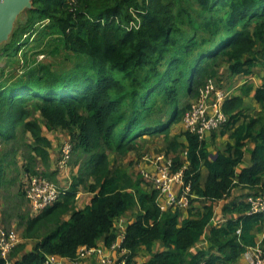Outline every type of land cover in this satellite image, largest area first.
Here are the masks:
<instances>
[{
    "label": "trees",
    "instance_id": "trees-1",
    "mask_svg": "<svg viewBox=\"0 0 264 264\" xmlns=\"http://www.w3.org/2000/svg\"><path fill=\"white\" fill-rule=\"evenodd\" d=\"M193 1L195 10L181 0L33 1L26 21L0 49V190L9 162L16 161L25 178L39 175L38 162L49 167L52 144L45 133L65 132L78 160L71 184L51 207L18 216L21 241L0 264H45L48 256L75 261L82 247H111L120 219L127 264H136L140 250L150 255L143 264H227L254 245L250 231L264 214H251L246 198L264 182V88L254 93L261 107L256 117L243 111L241 96L224 102L227 121L219 130L230 131L234 144L216 155L194 134L169 136L206 81L220 82L221 65L232 75L249 74L256 62L264 67V0ZM42 24L83 60L64 72L35 62L8 70ZM152 136L167 143L171 172L182 170L190 186L185 216L180 207L161 210L150 183L113 168L112 161L146 147ZM248 142L250 166L236 172ZM43 174L53 180L54 173ZM19 185L18 197L28 205ZM81 186L93 196L77 208ZM237 188L246 192L224 207L235 217L211 227L209 247L191 253L213 216L212 204ZM200 200L205 204L192 206ZM156 243L161 249L153 252Z\"/></svg>",
    "mask_w": 264,
    "mask_h": 264
},
{
    "label": "built area",
    "instance_id": "built-area-1",
    "mask_svg": "<svg viewBox=\"0 0 264 264\" xmlns=\"http://www.w3.org/2000/svg\"><path fill=\"white\" fill-rule=\"evenodd\" d=\"M129 27H136L134 22L129 23ZM231 98V92L222 87L215 79H209L199 89V95L194 99L189 109L186 111L182 124L186 132L196 135L200 140L213 132L219 130L227 121L223 112L224 102ZM56 162V167L63 177L69 179L68 162L72 154V147L69 142H63ZM155 165L157 174L151 175L141 172L140 178L151 184V188L157 190L160 195H168L167 205L174 206L177 202L180 205H188L190 186L183 181L182 170L171 172V157L160 153L155 159H150ZM65 179V180H67ZM68 181V180H67ZM71 184L68 181L67 187ZM179 186V200L172 195L171 186ZM153 185V187H152ZM24 194L32 215L39 214L51 207L65 192L66 188L59 187L57 184L42 175H31L25 179ZM77 199V196H76ZM246 202L249 205V212L253 215L264 214V182L256 187L255 192L247 196ZM162 210V209H161ZM124 220L120 219L117 223L116 239L109 249V252L117 251L116 259L107 256L106 252L100 247L80 248L75 261L71 264H85L90 257H95L100 264H127L126 250L121 249L124 239ZM240 234V230L236 231ZM21 241L20 235L13 229L0 227V257L7 260L10 253ZM244 257L250 264H264V251L259 248H248ZM67 259L55 256H48L45 264H64Z\"/></svg>",
    "mask_w": 264,
    "mask_h": 264
},
{
    "label": "crops",
    "instance_id": "crops-1",
    "mask_svg": "<svg viewBox=\"0 0 264 264\" xmlns=\"http://www.w3.org/2000/svg\"><path fill=\"white\" fill-rule=\"evenodd\" d=\"M219 79H220L219 84L222 87H224L226 90H229L231 92V97H238V96L243 97V108L242 109L246 114H248L252 117L258 116V114L261 112V107L254 100V93L258 88H261V87L264 88V67L259 62H256V65L252 69V72H250L249 74H246V75H236V74L232 75L227 71L226 64H223L220 66V69H219ZM244 91H247L246 95H243ZM241 123H242V119H240L237 122V125H239ZM184 131H185V129L183 127L182 122L178 125H172L170 127L169 139H172L174 136L180 135ZM59 132L60 131L58 130V131L51 132V133H45L46 137L49 140H50V138H52L53 144L55 143L53 150L50 151V162H52L55 159V153H56L57 147H58V146H56V144H57L56 142H58V140L56 139V136L58 135L57 133H59ZM229 135H230V131H227L224 134H222L220 130H217V131H213V132L207 134L203 140L205 141V143L207 145V149L209 150V152L212 155H216L217 152L223 150V148L227 144H231V145L234 144V141L229 138ZM64 140H67V137ZM177 141L180 143H184L182 136L177 137ZM50 142H51V140H50ZM164 144L165 145H164L163 151H165L167 148V143L165 141H164ZM52 147H53V145H52ZM252 149H253V144L251 142H248L244 146L243 157H242L240 164L236 167V172H239L240 170L250 166V156H251ZM137 150H135V151L129 153L128 155L123 156V157H127L128 161H130V160L135 161V157L139 156L140 152H142V151L138 152ZM184 155H185V153L182 152L181 157L184 158ZM147 156L148 155H144L141 157L142 159L138 165V170L136 167L134 168V172H137V174L136 173L135 174L138 177H140L141 172H147L148 174H151V175L157 174V170H156L155 165H153V163L150 162V157H148L149 159L146 158ZM110 158H113L112 155L110 156ZM16 160H18L19 163H21V161H22L20 159V156L16 157ZM118 166H119V164H118ZM119 168L124 169V167H122L121 165ZM72 169L74 170V173H75L76 168L72 167L71 171H72ZM202 172H204V170H202ZM127 173H129L133 177V174L129 172V169L127 170ZM59 177H60L61 182H62L61 184L63 185L64 182L66 184L65 187H62V186H60V187L67 189L68 188L67 187V184H68L67 180H64V177H61L58 175L57 178H59ZM205 177H206V172H205L204 178H202V182H204ZM263 178H264V176L262 177V180H263ZM82 190H83L82 186L79 187V190L77 193V199H76L77 208H82L85 205H87L93 196V193H90L88 191V189H85V191H82ZM171 192H172V195L178 201L179 200V186L177 184H172ZM245 192L246 191H243V190L237 188L228 198L219 200V201L212 204L213 216H212V218L208 224V227L204 231V234L202 236V240L198 244L194 245L191 248V250H190L191 253H195L197 250H202V249L204 250V249H207L209 247L210 243L208 240V235H209L210 228L211 227L224 226L227 219H231V218L235 217V214H236L235 212L224 211V207L228 203H231L232 201L239 199V196L241 194H244ZM167 198H168V195H166V194H164V195L159 194V196H158V203H159L162 210L165 211L167 209H174L175 207H180L183 216L186 215V209H188L190 207V205L184 206V205L178 204V202H177L174 206H168L167 205ZM204 204H205V201L200 200V201L193 202L192 206L200 207ZM208 204H210V203H208ZM185 207H186V209H185ZM133 213H131V216L134 215ZM250 234L253 236L254 245L253 246H246V250L248 248H259L262 251H264V222H262L260 225H258V227H256L252 231H250ZM98 247L103 249V251L106 252V254H108L107 256H111L112 258L114 257V252L107 251L106 247H104L101 243L99 244ZM160 249H161L160 243H156L153 247V252L159 251ZM149 256H150L149 253H147L144 250H140L138 252V255L134 258V261L136 264H138L137 260L139 258H142V260H143L142 264H143L145 262L146 258H149ZM69 263H70L69 261H67V262L65 261L64 264H69ZM85 264H100V263L98 262V260L95 257H90L86 260ZM227 264H250V263L242 254V255H240V257L237 260L230 262V263H227Z\"/></svg>",
    "mask_w": 264,
    "mask_h": 264
},
{
    "label": "rangeland",
    "instance_id": "rangeland-1",
    "mask_svg": "<svg viewBox=\"0 0 264 264\" xmlns=\"http://www.w3.org/2000/svg\"><path fill=\"white\" fill-rule=\"evenodd\" d=\"M182 3L191 9H197V5L194 3L193 0H181ZM36 29H38V32L34 34L33 39L22 49V51L17 55L16 61L13 62V64H10L8 66V70H15L17 68L21 69L22 66L32 63H38V64H45L50 66L55 71L64 72L66 70L71 69L74 65L77 63H80L83 59L75 55L66 49L61 44V36L58 33L56 29L53 28H46L44 24L42 25H36ZM40 51H44L42 55H38ZM5 60L0 61V67L4 66ZM56 139L58 142H56L57 151L55 153V159L49 163V167H44L41 162H38L36 164L37 166V174L44 176L43 173H54L53 180L55 184H57L59 187H65V182L63 185L61 184L60 177L57 178V176L63 177L62 173L57 169L56 162L59 157L60 149L63 145V142L66 140V133L63 131H60L57 133ZM64 135V136H63ZM49 137V136H48ZM50 138V137H49ZM51 143L53 145L52 150L54 148L53 140L50 138ZM64 140V141H63ZM146 147H140L137 151L140 152V155L135 157L134 160H127V157L119 158L117 161H112L113 168L115 170L121 169L119 168L120 165L124 167L125 170L129 169V172L132 174H137V172H134V168L136 167L138 170V165L141 162V157L144 155H148L146 158L149 159H155L160 153H165L163 151L164 149V141L162 137L159 136H152L148 137L145 142H143ZM137 152V153H138ZM151 154V155H150ZM167 155V154H166ZM111 156V155H110ZM81 158V157H80ZM9 159V158H8ZM7 159V160H8ZM78 160L77 154L72 153L70 160L68 162V168L74 167L76 165V162ZM82 161V159L80 160ZM6 162V161H5ZM4 162V163H5ZM16 162V161H15ZM9 162L6 164L5 169V176L3 178L4 180V186L0 190V227L5 229H13L15 230L18 235H22V228L17 227V218L19 215H22L23 213H29V206L25 201L21 202L20 198L18 197V187L20 184H22V187L25 184V174L21 171L20 168L17 166V162ZM119 164V166H118ZM68 176L69 179L66 177L68 181H71V170H68ZM205 176V171L202 172V178ZM46 177V176H44ZM144 180V178H142ZM67 181V183H68ZM153 187V185H152ZM146 188L149 190V187L146 185ZM82 191H85L86 187L82 186ZM16 223V224H15ZM1 224L3 226H1ZM109 251V249H107ZM114 259H116L117 251L114 250ZM150 257V256H149ZM149 258H146L145 261H147ZM138 264H142L143 260L142 258H139ZM70 264V263H69Z\"/></svg>",
    "mask_w": 264,
    "mask_h": 264
},
{
    "label": "water",
    "instance_id": "water-1",
    "mask_svg": "<svg viewBox=\"0 0 264 264\" xmlns=\"http://www.w3.org/2000/svg\"><path fill=\"white\" fill-rule=\"evenodd\" d=\"M34 0H0V49L9 44L20 24L26 21Z\"/></svg>",
    "mask_w": 264,
    "mask_h": 264
}]
</instances>
